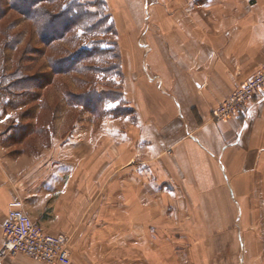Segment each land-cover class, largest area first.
<instances>
[{"label":"crops","instance_id":"0c3cea01","mask_svg":"<svg viewBox=\"0 0 264 264\" xmlns=\"http://www.w3.org/2000/svg\"><path fill=\"white\" fill-rule=\"evenodd\" d=\"M107 1L117 10L126 0ZM141 1L148 26L143 56L130 54V103L143 170L125 172L113 199L118 186L101 185L94 167L24 173L12 187L0 161V264H47L4 251L18 198L48 232L67 236L71 264H130V241L147 264H264V93L215 118L264 67V0ZM155 205L165 215L160 236L146 211ZM155 237L166 243L151 246Z\"/></svg>","mask_w":264,"mask_h":264},{"label":"rangeland","instance_id":"374dc122","mask_svg":"<svg viewBox=\"0 0 264 264\" xmlns=\"http://www.w3.org/2000/svg\"><path fill=\"white\" fill-rule=\"evenodd\" d=\"M73 1L101 14L84 31L52 38L57 33L51 27L58 32L63 23L47 19L48 27L41 26L26 13L28 2L16 7L13 0H0V161L12 187L17 175L42 176L82 163L102 172L101 185L118 186L109 193L114 199L115 191L126 190L125 172L143 170L146 152L130 103V54L134 48L144 54L139 42L148 26L146 1L126 0L117 10L107 0H39L38 6L55 18L62 3ZM146 211L160 236L158 223L165 215L157 205ZM185 231L180 228L177 235ZM136 242L130 241V264H147L141 243L132 247ZM163 243L155 237L151 246Z\"/></svg>","mask_w":264,"mask_h":264},{"label":"built area","instance_id":"2783aa9c","mask_svg":"<svg viewBox=\"0 0 264 264\" xmlns=\"http://www.w3.org/2000/svg\"><path fill=\"white\" fill-rule=\"evenodd\" d=\"M264 93V67L248 81L238 85L215 111L217 120L244 112L257 96ZM4 251L9 255L26 254L47 264H71L72 250L67 236L53 234L28 213L22 199L9 203L4 222Z\"/></svg>","mask_w":264,"mask_h":264},{"label":"trees","instance_id":"16d2710c","mask_svg":"<svg viewBox=\"0 0 264 264\" xmlns=\"http://www.w3.org/2000/svg\"><path fill=\"white\" fill-rule=\"evenodd\" d=\"M46 1H57V0H46ZM21 2H24V3L28 2L29 7L26 13H29L30 17L34 18V20H36L38 23H42L41 26H46L44 24L47 19H49V22L54 23V24L63 23L62 29L58 32L54 26L51 27V29L52 28L54 29V31L52 32L57 33L52 38H55V37L57 38L60 36L67 35L69 31L71 32L73 30L75 32L79 29L84 31L86 30L87 27H92L94 24L93 22H91L92 19L96 18L97 16H99V14H101V12H98V11L93 12V11H89L88 9H85L86 6L83 5V3H81L80 1H73V2H68V3H65V2L62 3V6H61L62 13L60 14V16H55L54 18L53 16H50V14L46 12L45 10H42L39 8L38 6L39 0H13L12 4L18 7L17 4L18 3L20 4ZM88 22H89V25H88ZM83 47H85L86 49L88 48L90 49V45L88 43H84ZM74 64L75 63H71V65H74Z\"/></svg>","mask_w":264,"mask_h":264}]
</instances>
